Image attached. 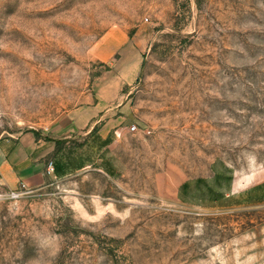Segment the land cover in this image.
Segmentation results:
<instances>
[{
  "label": "rangeland",
  "instance_id": "1",
  "mask_svg": "<svg viewBox=\"0 0 264 264\" xmlns=\"http://www.w3.org/2000/svg\"><path fill=\"white\" fill-rule=\"evenodd\" d=\"M29 133L54 171L0 185V264H264V0H0Z\"/></svg>",
  "mask_w": 264,
  "mask_h": 264
},
{
  "label": "crops",
  "instance_id": "2",
  "mask_svg": "<svg viewBox=\"0 0 264 264\" xmlns=\"http://www.w3.org/2000/svg\"><path fill=\"white\" fill-rule=\"evenodd\" d=\"M53 151L52 144L31 133L0 140V185L9 190L15 189L19 183L26 187L39 186L47 174L45 160Z\"/></svg>",
  "mask_w": 264,
  "mask_h": 264
},
{
  "label": "built area",
  "instance_id": "3",
  "mask_svg": "<svg viewBox=\"0 0 264 264\" xmlns=\"http://www.w3.org/2000/svg\"><path fill=\"white\" fill-rule=\"evenodd\" d=\"M135 129H136L135 126H133V127L131 128L132 131H134ZM52 171H53V166H52V164L50 163V164H48L47 167H46V173H47V174H50ZM25 188H26V187H25V185H24L23 183H19L15 189H13V190H9V192H8V194H7L8 199H10V200H14V199L19 198L20 194H21L23 191H25Z\"/></svg>",
  "mask_w": 264,
  "mask_h": 264
}]
</instances>
